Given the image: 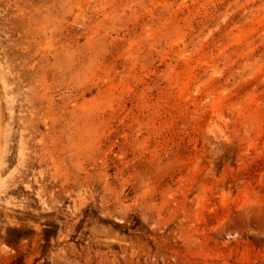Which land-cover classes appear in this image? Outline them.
I'll list each match as a JSON object with an SVG mask.
<instances>
[{"label":"rangeland","instance_id":"1","mask_svg":"<svg viewBox=\"0 0 264 264\" xmlns=\"http://www.w3.org/2000/svg\"><path fill=\"white\" fill-rule=\"evenodd\" d=\"M0 106V264H264V0H0Z\"/></svg>","mask_w":264,"mask_h":264},{"label":"bare ground","instance_id":"2","mask_svg":"<svg viewBox=\"0 0 264 264\" xmlns=\"http://www.w3.org/2000/svg\"><path fill=\"white\" fill-rule=\"evenodd\" d=\"M9 110L12 111L13 110V107H10ZM7 117L8 116L4 112H2V108L0 106V152L2 151V149H1V142H4L5 141L4 134L6 133V130L3 128L4 125H2V124H3V122L6 121ZM8 120H9V123L12 122V120H13V114L12 113L9 114ZM1 158H0V160H1Z\"/></svg>","mask_w":264,"mask_h":264}]
</instances>
